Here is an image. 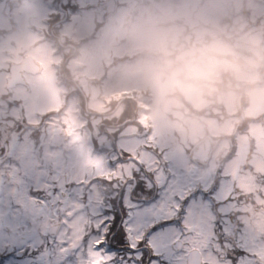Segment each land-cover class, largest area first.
<instances>
[{
    "label": "rangeland",
    "instance_id": "obj_1",
    "mask_svg": "<svg viewBox=\"0 0 264 264\" xmlns=\"http://www.w3.org/2000/svg\"><path fill=\"white\" fill-rule=\"evenodd\" d=\"M0 1L2 2L0 30L8 32L11 30L8 22L9 5L18 9L21 0ZM79 1L80 6L84 8L78 15L76 24L79 39L90 35L94 19H97L105 8L108 7L110 11L108 23L104 25L103 32H99L96 37L97 41L92 54L96 61L94 67L90 63V49L87 46L82 49L85 65L91 67L87 70L88 73L92 75V72L95 71L96 75H101L110 65L112 69L108 72L105 81L108 88L106 89L107 93L118 89V92H126V95L132 94V97L139 101L147 100L151 103H149L145 115L140 118L144 131L155 130L154 134L147 133L151 136V142H148L146 138L138 140L127 138V140L118 142L120 148L125 152L139 153L145 161L156 163V158L153 159L141 151L143 147L151 150L152 145H156L157 149L160 148L165 152V161L171 160V170L183 178L185 187L190 193H197L199 187L203 191L210 192L215 200L214 203L204 200L202 196L193 201L189 214L193 226H202L210 233L217 221L227 220L232 231L264 245V184L259 185V181L263 178L262 176H260L261 178L257 177V174L264 173V137H260L258 134L237 137L234 150L236 157L230 162H225L219 175V184L215 186L217 162L212 160L217 154L218 156L223 155L224 159L231 157L230 144L222 138V133H231L235 124L233 121L218 116L223 108V105L218 104L222 101L232 105L235 92L213 91L199 96L179 95L175 92H165L160 88L145 85L138 81L134 75L139 68L153 62L159 55L158 46L161 43L165 46L170 43L174 49L187 51L185 46L189 45L188 38H190V42H193L194 38H199L200 45H198L201 50L218 49L231 53L259 46L262 39L258 30L245 29V27L251 21H256L263 13V0H260L259 3L255 0L247 2L248 8L254 12L252 14L254 20L250 17V20L247 21L245 17L240 16L238 9L243 8L242 0H233L234 8L230 15H227L229 11L225 12L222 26L217 27L220 19L193 21L191 36L188 37V31L183 28V32H180L181 29L177 31L176 35L180 36H174V40L171 39L169 31L159 29L158 26L161 22L184 19L185 16L177 14L175 11V5L180 0H145L146 3L138 8L128 26L123 22L126 15L131 13L125 9L124 5L122 7V4L129 3L130 0ZM228 19L231 20L230 23L227 21ZM19 20V32L17 35L15 33L14 36H8L5 43H9L10 38L23 40L20 35L23 33L21 27L25 21L23 18L21 21ZM188 21L191 20L188 19ZM123 24L124 27H122ZM185 24L187 25V19ZM221 33H224L223 37ZM117 37L120 39L119 41H117ZM185 39L187 41H184ZM4 48H6L5 45ZM99 48L102 51H99ZM146 51H149V54H146ZM125 54L130 56L131 60L114 68L111 65L114 60ZM136 55L138 58L135 57ZM134 89H138V91L135 93ZM148 89L151 93L142 96L141 93H146ZM47 91L48 94L45 95L44 90L40 89L31 96L33 103L38 100V106L33 107V113L35 111L42 112L45 108L50 110L55 106L53 88L49 86ZM147 98H151V100ZM96 108L98 109V103ZM105 108L108 109V107ZM206 108L207 117L205 118L203 114ZM262 109L251 106L248 115L258 117L262 113ZM33 119L35 120V117ZM66 121L70 125V127H66L67 132L70 133V139L67 143L64 142V145L69 147L73 143V146L81 151L83 147V144H80L81 139L78 135L71 134L77 133L76 128L79 124L73 120L76 127L73 128L72 120ZM98 122L100 121L97 120ZM50 131L51 129H49V133ZM172 131H179V133H171ZM256 131L261 133L258 129ZM128 132L140 131L130 127ZM57 133H61V131L57 129ZM103 134L98 133L97 136H103ZM207 136L218 142L213 158L204 166L191 163L188 159L189 151ZM97 142L102 145L105 139L100 137ZM251 142H254V146ZM251 148L253 152H251ZM8 151L14 153L11 149ZM48 152L49 158L55 156V160L48 158L46 181L42 179L45 170H37L42 175L40 179L37 174L33 173V166L29 168V172L34 174L30 180L27 177H21L19 171L14 170V166L12 168L5 164L0 166V243L21 242L30 233L39 232L48 235L49 228L59 221H63L64 224L55 237L61 240H80L92 230L91 217L101 209L102 191L98 183L89 182V179L93 175L96 177L106 172L104 159L101 156H96L92 161L80 158L77 164V151L75 150L69 155L63 154V157L50 150ZM249 155H251L250 159H248ZM247 160L253 167V174L244 170L245 163H248ZM92 167L93 170H91ZM64 175L68 178V187L65 191L67 195L58 211L47 209L42 202L32 201L29 196L30 191H35L37 187L52 190L56 186L49 183V177L52 176L58 180ZM234 190L238 194L233 195ZM216 205L221 215L219 220L212 214ZM61 210L65 211V216L61 215Z\"/></svg>",
    "mask_w": 264,
    "mask_h": 264
},
{
    "label": "flooded vegetation",
    "instance_id": "obj_2",
    "mask_svg": "<svg viewBox=\"0 0 264 264\" xmlns=\"http://www.w3.org/2000/svg\"><path fill=\"white\" fill-rule=\"evenodd\" d=\"M248 1L242 0L243 8L238 9L240 16L245 17L247 21L254 14L247 6ZM79 2V0H24V4H21L18 9L9 5L8 22L11 30L8 32L0 30V166L3 164L10 168L14 166V170H18L21 177H27L29 180L34 174L41 179L42 175L37 170H45L42 179L46 181L48 150L61 157L75 150L77 151V164L80 158L92 161L87 142V130L96 134L98 127L99 132L104 133L109 143L105 152L113 154V164L118 159H123L127 152H123L117 146V151L112 152L110 140L113 138L121 140L138 135L137 132H124L127 128L125 124L134 123L138 117V100L134 97H123V92H118V89L107 93L108 88L105 82L107 77L104 75L106 72L103 71L102 75H96L93 70L92 75L89 74L87 70L91 67L83 64L85 63L83 54L81 59L83 66H80V41H76L79 40L76 24L82 10ZM255 2L259 3L260 0H255ZM262 2L264 6V0ZM123 5L125 9H128L129 3L122 4V7ZM226 5L227 12L229 11L227 15H230L234 8L233 0H226ZM135 11L131 13L134 15ZM109 14L107 7L97 19H94L95 22L90 31L88 48L91 51L92 67L96 63L92 57L96 37L99 32H103L104 25L108 23ZM127 17L128 15L124 18L125 25H127ZM21 18L25 21L21 27L23 33L20 35L24 41L10 38L9 43H5L8 36H14L15 33L17 35L19 32L18 20L21 21ZM224 18L225 16L219 18L217 27L222 26ZM227 21L231 22L230 19ZM192 23V20L187 19L188 37L191 36ZM124 24L122 27L125 26ZM251 28L258 30L264 42V10L256 21H251L245 27V29ZM174 34L172 33V40H174ZM223 35L224 33H221L222 37ZM119 40L117 37V41ZM199 41V38H194L193 42H190L188 38L189 45L186 44L185 49L189 51L194 46L200 49ZM99 51L102 49L99 48ZM24 61L26 62L21 66ZM16 66L17 75L10 82L12 68ZM49 86L54 90L55 106L50 110L45 108L42 112L33 113V107L38 106V100L33 103L31 96L40 89L44 90L47 95L46 90ZM49 92L52 94L51 91ZM234 92L236 95L232 105L222 101L218 104L223 105L218 116L235 122L234 130L229 135L254 136L258 134L264 137V108L258 117L249 116L248 113L251 110L248 99L249 90L240 86ZM97 103L98 109L96 108ZM96 115L103 116L99 124L96 123ZM203 115L207 117V108ZM78 116L79 118L81 116L83 120L79 121ZM68 119L72 120V124L73 120L79 124L78 128L73 124L77 133L71 134L73 136L76 134L81 139L80 144H83L81 151L74 147L73 143L69 147L64 145V142L67 143L70 139V133L66 130V127H70L69 122L66 121ZM49 129H51L50 133ZM57 129L61 133H57ZM256 129L261 133H257ZM171 133L177 132L172 131ZM224 135L226 133H222V137ZM9 148L14 153H10ZM218 149L220 150L221 147L219 146ZM145 153L160 156V152L157 151H145ZM250 158L251 155L248 156V159ZM159 159L162 160L161 157ZM194 163L204 165L201 162ZM31 166L34 168V174L29 172ZM244 167L250 168L251 166L245 163ZM105 173L110 179L111 175L117 177L119 170ZM262 178L260 182L264 184V173Z\"/></svg>",
    "mask_w": 264,
    "mask_h": 264
},
{
    "label": "snow or ice",
    "instance_id": "obj_3",
    "mask_svg": "<svg viewBox=\"0 0 264 264\" xmlns=\"http://www.w3.org/2000/svg\"><path fill=\"white\" fill-rule=\"evenodd\" d=\"M119 170L114 196L97 210L92 230L80 240H61L39 232L21 242L0 243V264H264V245L217 221L211 232L189 219L194 200L175 171L125 154L111 165ZM33 202L59 210L64 194L37 187Z\"/></svg>",
    "mask_w": 264,
    "mask_h": 264
},
{
    "label": "clouds",
    "instance_id": "obj_4",
    "mask_svg": "<svg viewBox=\"0 0 264 264\" xmlns=\"http://www.w3.org/2000/svg\"><path fill=\"white\" fill-rule=\"evenodd\" d=\"M177 14L194 22L219 19L227 11L226 0H180ZM159 55L135 73L141 83L179 95L229 93L244 86L252 107L264 108V47L231 53L218 49L180 51L158 46Z\"/></svg>",
    "mask_w": 264,
    "mask_h": 264
},
{
    "label": "water",
    "instance_id": "obj_5",
    "mask_svg": "<svg viewBox=\"0 0 264 264\" xmlns=\"http://www.w3.org/2000/svg\"><path fill=\"white\" fill-rule=\"evenodd\" d=\"M139 0H134V2H133V5H131L130 7L132 8V9H134L138 4H139ZM192 49H194V48H192ZM191 49V50H192ZM196 49V48H195ZM17 68L16 69H13V76L17 73ZM14 79V78H13ZM213 147V144L211 143V140L210 139H206V140H204L203 142H201L199 145H197L196 147H195V149L193 150V152H192V158L193 159H197V160H199V159H201L202 158V156H203V153H206V150L207 149H209L210 148V150H211V148ZM209 155V153L207 154V156ZM66 185V183H62V182H60V184H59V188H62V187H64ZM58 229H59V225H57V226H55V227H53L51 230H50V234L51 235H55L56 233H57V231H58Z\"/></svg>",
    "mask_w": 264,
    "mask_h": 264
}]
</instances>
